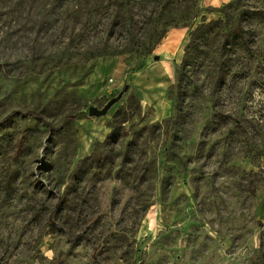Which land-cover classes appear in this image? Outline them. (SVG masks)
<instances>
[{
	"label": "rangeland",
	"instance_id": "1",
	"mask_svg": "<svg viewBox=\"0 0 264 264\" xmlns=\"http://www.w3.org/2000/svg\"><path fill=\"white\" fill-rule=\"evenodd\" d=\"M0 264H264V0H0Z\"/></svg>",
	"mask_w": 264,
	"mask_h": 264
},
{
	"label": "trees",
	"instance_id": "2",
	"mask_svg": "<svg viewBox=\"0 0 264 264\" xmlns=\"http://www.w3.org/2000/svg\"><path fill=\"white\" fill-rule=\"evenodd\" d=\"M224 5H225V4H224ZM210 24H211V22L206 23V22L204 21L201 25L197 26V27L194 29L193 33H192V40H191V42L195 40V36H196V33H197V32L201 31V29H203V28H205V27L210 26ZM234 32H235L236 35H241L242 32H243V30L240 29L239 27H236ZM162 38H163V36L160 37L156 42H154V43L150 46V50H151V51L157 46V44L160 42V40H161ZM191 42H190V44H191ZM190 44H188L187 49L190 48ZM186 65H187V60H185V61L183 62V64H182V65H181L176 71H179L180 69H184V68L186 67ZM25 114L33 115V116H36V117H39V118L42 117V115H41L38 111H34V110L29 111V112H27V113L25 112ZM77 117H78V114L70 115V116H67V117H66V120L69 119V118H71V119H75V118H77ZM46 124H47L50 128H52V125H51L50 122L46 121Z\"/></svg>",
	"mask_w": 264,
	"mask_h": 264
},
{
	"label": "water",
	"instance_id": "3",
	"mask_svg": "<svg viewBox=\"0 0 264 264\" xmlns=\"http://www.w3.org/2000/svg\"><path fill=\"white\" fill-rule=\"evenodd\" d=\"M155 58L158 59L159 57L156 55ZM122 95H123V92H120L116 97L111 98L102 108H99L96 105H90L89 115L90 116L105 115L109 111V109L121 99Z\"/></svg>",
	"mask_w": 264,
	"mask_h": 264
},
{
	"label": "crops",
	"instance_id": "4",
	"mask_svg": "<svg viewBox=\"0 0 264 264\" xmlns=\"http://www.w3.org/2000/svg\"><path fill=\"white\" fill-rule=\"evenodd\" d=\"M217 1H218V2H220V1L222 2V1H227V0H217Z\"/></svg>",
	"mask_w": 264,
	"mask_h": 264
}]
</instances>
